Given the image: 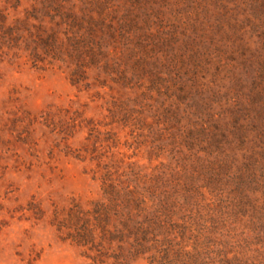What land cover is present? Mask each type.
<instances>
[{"label":"rangeland","instance_id":"1","mask_svg":"<svg viewBox=\"0 0 264 264\" xmlns=\"http://www.w3.org/2000/svg\"><path fill=\"white\" fill-rule=\"evenodd\" d=\"M115 2L121 12L135 8L141 21L150 18L149 68L165 78L156 88L145 74L113 92L86 90L66 69L44 71L25 55L0 53V264H92L83 249L60 240L50 223L54 206L101 198L106 171L194 174L197 156L207 157L199 142L188 143L196 123L225 131L233 173L235 160L264 155L263 15L255 20L239 0ZM29 4L23 0L15 13L0 0V13L11 24ZM257 170L249 187L256 192L248 193L255 207L238 208L235 180L226 176L223 200L202 190L203 243L264 264V193L257 186L264 187V168Z\"/></svg>","mask_w":264,"mask_h":264},{"label":"trees","instance_id":"2","mask_svg":"<svg viewBox=\"0 0 264 264\" xmlns=\"http://www.w3.org/2000/svg\"><path fill=\"white\" fill-rule=\"evenodd\" d=\"M7 1L15 13L23 3ZM24 1L30 4L13 23L8 24L9 14L0 13V53L6 50L13 59L25 55L33 68L44 71L66 69L70 82L86 90L95 86L113 92L115 86L127 88L145 74L152 89L164 81L161 72L149 68V16L141 21L135 8L121 12L116 0ZM128 1L141 7V0ZM239 1L255 20L264 18V0ZM211 127L196 123L188 131V143L199 142V151L207 156H197L194 174L186 172L180 179V172L174 171L148 175L132 170L116 176L106 171L101 198L54 206L50 223L60 240L83 249L92 264H255L241 253L230 257L231 252H215L203 243L208 237V204L202 190L223 200L226 176L235 180L232 199L238 208L255 207L248 194L255 189L249 187L256 183L257 168H264V155L259 160L243 157L241 163L235 160L237 173L231 172L235 157L226 154L229 138L220 126ZM199 179L202 186L196 184ZM257 186L264 193L263 185ZM209 211L214 215L212 208Z\"/></svg>","mask_w":264,"mask_h":264}]
</instances>
